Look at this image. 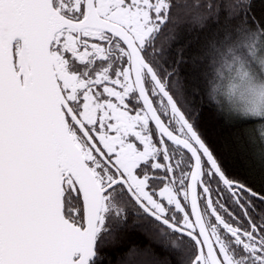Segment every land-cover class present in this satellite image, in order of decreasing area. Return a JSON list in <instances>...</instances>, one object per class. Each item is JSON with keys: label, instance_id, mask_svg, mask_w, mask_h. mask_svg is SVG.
Segmentation results:
<instances>
[{"label": "snow or ice", "instance_id": "obj_1", "mask_svg": "<svg viewBox=\"0 0 264 264\" xmlns=\"http://www.w3.org/2000/svg\"><path fill=\"white\" fill-rule=\"evenodd\" d=\"M257 0H0V264H264ZM207 28L166 58L182 18ZM208 118L252 130L243 171Z\"/></svg>", "mask_w": 264, "mask_h": 264}, {"label": "trees", "instance_id": "obj_2", "mask_svg": "<svg viewBox=\"0 0 264 264\" xmlns=\"http://www.w3.org/2000/svg\"><path fill=\"white\" fill-rule=\"evenodd\" d=\"M184 2V0H181ZM209 0H200V3H208ZM264 12V0H257V6L254 10H250L252 16H259ZM207 28H192L188 17L182 14L181 20L175 26V32L169 33L161 41L166 58H174L175 52L183 48L185 53V63L180 65L179 75L185 79L190 69V61L188 56L195 53L202 40L203 34ZM205 129L213 142L224 151L229 161L239 170L243 171L245 152L253 147L249 143V137L252 130L245 125L237 123H227L222 119L208 118L205 120ZM108 260L115 264L118 254L114 250H106Z\"/></svg>", "mask_w": 264, "mask_h": 264}]
</instances>
